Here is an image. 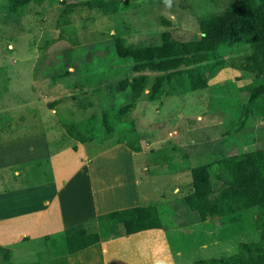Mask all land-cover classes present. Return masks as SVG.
Here are the masks:
<instances>
[{
    "label": "rangeland",
    "instance_id": "1",
    "mask_svg": "<svg viewBox=\"0 0 264 264\" xmlns=\"http://www.w3.org/2000/svg\"><path fill=\"white\" fill-rule=\"evenodd\" d=\"M229 2L175 0L162 5L142 4L114 17L80 9L72 15L68 27L58 26L62 9L58 3L51 5L46 1L42 6L32 5L20 24L6 23L0 10V151L13 161L9 172L2 174L7 184L16 186L12 179L13 163L17 151L25 146L29 137L31 122L36 125L43 119L46 122L45 139L51 149L47 156L69 149L66 154L62 152L65 159L68 161V156L72 155V159L80 160L78 162L83 166L87 155L92 157L99 151L120 147L121 151H129L136 175L141 173L142 193L157 199L158 208L163 212L164 226L174 239L173 245H181L183 238L189 243L190 251L200 243L205 245L201 248L203 252L194 255L193 259L223 258L234 254L239 242L258 239V235L253 233L256 228L254 218L258 216L256 212L202 222L185 201L192 192L191 169L194 167L214 163L233 154L264 149V121L254 117L243 131L226 135L228 125L242 112L241 106L232 103L238 98L236 87L241 90L252 79L237 69L242 65L243 55L234 56L237 68L228 67L209 80L212 88L235 83L236 87L227 88V92L222 94L221 98L228 102L225 110H221L222 105L216 101L221 93L219 88L215 92L199 91L181 97L169 93L162 101H150L145 96L136 107L130 108L128 119L134 122L141 141L140 153H134L121 144L120 133L104 143L81 144L69 139L63 127L65 123L83 121L93 115L102 119L107 112L110 119H114L115 114L109 109L115 107L120 111L130 105L128 95L114 97L112 89L125 77L132 78L133 74L127 72L118 79H107L110 63L118 61L113 49L116 37L126 38L136 46L159 45L162 33L169 30L175 39L189 41L200 35L201 17L221 13ZM163 18L172 23V28L162 25ZM73 38L77 39V45L73 44ZM95 63H99L98 68ZM243 98L244 103L245 94ZM52 104L55 105L53 109ZM122 118L126 120L124 116ZM32 135L35 132L31 131ZM101 135L104 136L103 133ZM119 143L121 145L117 146ZM76 146L77 153L73 150ZM126 161L121 154L114 163L123 168L122 171H128L133 166L130 163L124 166ZM221 167L218 164L213 167L214 175L220 172ZM44 176L46 180L52 177ZM75 183L81 188L80 178ZM213 183L216 184V178ZM79 199L76 205L69 207L68 216H74L75 208L78 213L84 208V202ZM151 199L142 200L139 206H150ZM232 239L236 246L229 251L225 243ZM34 241L31 254L22 258H30L31 261L47 250L43 239Z\"/></svg>",
    "mask_w": 264,
    "mask_h": 264
},
{
    "label": "trees",
    "instance_id": "2",
    "mask_svg": "<svg viewBox=\"0 0 264 264\" xmlns=\"http://www.w3.org/2000/svg\"><path fill=\"white\" fill-rule=\"evenodd\" d=\"M3 1L0 10L8 24H20L32 5L42 6L47 1L51 5H61L58 26L68 27L72 15L80 9H89L104 17H114L137 9L142 4L162 5L175 0ZM210 1L216 4L219 2ZM199 23L200 35L189 41L175 39L169 30H164L159 45L136 46L126 38L116 37L113 49L118 61L110 63L107 79H118L127 72L133 74L132 78L125 77L112 89L114 97L128 95L130 105L120 111L115 107L109 109L115 114L114 119H110L107 112L102 115V119L93 115L83 121L65 123L63 127L67 137L81 144L94 141L104 143L120 133L119 142L132 152L140 153L142 144L134 122L128 119L127 111L136 107L145 96L150 101H162L169 93L181 97L199 91L215 92L218 88L221 93L216 101L222 105L221 110H225L228 102L221 98L222 94L227 92V88L235 86V83L212 88L209 80L228 67L237 68L234 59L236 55H243L242 65L237 69L247 77L252 76V79L241 89L246 96L244 103V94L235 86L238 98L231 101L241 106L242 112L237 120L228 125L226 135L243 131L252 117L264 121V0H230L221 13L201 17ZM162 25L167 29L172 28V23L165 18ZM73 44H78L77 39L73 38ZM94 65L99 67V63ZM54 104L51 109L55 107ZM217 164L222 167L214 175L212 169ZM214 178L216 184L213 183ZM191 182L192 192L186 196L185 201L202 222L213 218H234L244 212H256L258 215L254 218L256 228L253 231L258 239L239 242L234 254L199 260L195 264H264V149L233 154L214 163L194 167L191 169ZM163 222V212L157 206H139L110 212L90 222L46 236L48 257L54 259L70 256L121 235L131 236L163 229Z\"/></svg>",
    "mask_w": 264,
    "mask_h": 264
},
{
    "label": "crops",
    "instance_id": "3",
    "mask_svg": "<svg viewBox=\"0 0 264 264\" xmlns=\"http://www.w3.org/2000/svg\"><path fill=\"white\" fill-rule=\"evenodd\" d=\"M31 124L25 146L17 151L13 163L12 179L16 186H9L2 177L9 172L13 161L0 151V264H195L203 260L193 258L203 252L201 248L205 245L200 243L190 251L183 237L181 245H173L174 239L165 226L131 236L121 235L70 256L51 259L46 250L31 261L22 258L31 254L36 238L45 242L48 235L110 212L139 207L142 200L151 199L142 193L141 173L136 175L129 151H121V147L99 151L92 157L87 155L86 165L81 166L80 160L72 159V155L68 156V161L62 155L69 149L47 156L51 149L45 139L46 122L42 119L36 125ZM31 131L35 135L30 136ZM121 154L127 159L124 166L129 163L133 166L128 171H122L123 168L114 163ZM45 174L52 176L50 180H46ZM78 178L82 180L81 188L76 187ZM77 198L84 202V208L79 213L75 208L74 216H68L69 207L76 205ZM151 200L150 206H159L156 198ZM225 244L229 251L236 246L233 239Z\"/></svg>",
    "mask_w": 264,
    "mask_h": 264
}]
</instances>
